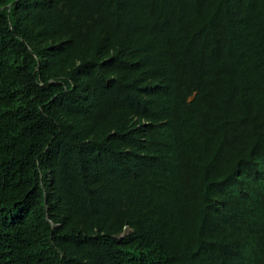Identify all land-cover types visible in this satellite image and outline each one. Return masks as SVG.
I'll return each instance as SVG.
<instances>
[{
  "label": "trees",
  "instance_id": "trees-1",
  "mask_svg": "<svg viewBox=\"0 0 264 264\" xmlns=\"http://www.w3.org/2000/svg\"><path fill=\"white\" fill-rule=\"evenodd\" d=\"M0 0V264H264V0Z\"/></svg>",
  "mask_w": 264,
  "mask_h": 264
},
{
  "label": "water",
  "instance_id": "water-1",
  "mask_svg": "<svg viewBox=\"0 0 264 264\" xmlns=\"http://www.w3.org/2000/svg\"><path fill=\"white\" fill-rule=\"evenodd\" d=\"M16 1H17V0H14L13 2H11V3L8 5V7L11 6L12 4H14Z\"/></svg>",
  "mask_w": 264,
  "mask_h": 264
}]
</instances>
